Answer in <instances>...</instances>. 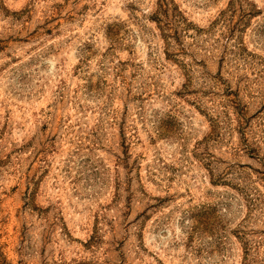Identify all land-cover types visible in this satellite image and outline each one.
I'll return each instance as SVG.
<instances>
[{"label": "rangeland", "instance_id": "rangeland-1", "mask_svg": "<svg viewBox=\"0 0 264 264\" xmlns=\"http://www.w3.org/2000/svg\"><path fill=\"white\" fill-rule=\"evenodd\" d=\"M0 264H264V0H0Z\"/></svg>", "mask_w": 264, "mask_h": 264}]
</instances>
